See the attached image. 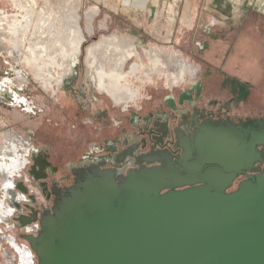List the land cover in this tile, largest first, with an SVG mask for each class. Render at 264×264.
I'll return each instance as SVG.
<instances>
[{
    "label": "rangeland",
    "instance_id": "rangeland-1",
    "mask_svg": "<svg viewBox=\"0 0 264 264\" xmlns=\"http://www.w3.org/2000/svg\"><path fill=\"white\" fill-rule=\"evenodd\" d=\"M20 1L23 10L13 0H0V11L10 21L4 19L0 23V79L17 80L14 92L44 107L45 111L35 119L19 106H8L0 100V134L14 128L30 138L29 132L33 131L30 139L37 149L51 148L50 160L59 168L56 177L62 179V184L74 183L70 167L81 164L87 155L92 154L94 158L113 155L123 147V137L133 133L134 138H139L143 118L149 113L170 116L172 126L179 123V110L189 111L194 107L226 124L231 122L247 128L264 121V0L199 1L195 25L191 23L185 29L175 19L165 30L148 29L142 25L147 18H142L135 29L125 22L105 19L98 10L93 34L87 32L85 18L87 11L96 8L91 1ZM171 3L177 4V1ZM75 7H78L85 39L81 51L73 56L74 72L64 78V84L57 83L66 71L60 56H56L55 64L43 56L48 69L44 70V77L54 84L56 92L53 93L52 89H45L44 80L35 77L34 67L20 62L22 50L13 45L19 42L23 48L29 47L38 25L41 34H46L47 28L54 36L63 34L64 22L69 20ZM27 10L34 15L29 27L21 17ZM21 25L25 26L22 33ZM104 36L131 44L138 55L114 71L116 76H122L123 84L143 93V99L130 102L127 107L116 105L99 89L98 69L90 67L87 61L89 46ZM9 49L19 61H15ZM164 52L187 60L196 70L199 67V74L170 87L167 66L162 69L165 61L160 55ZM135 63L139 65L137 75L130 73ZM20 70L29 73V80L24 84L17 79ZM105 72H110L108 65ZM0 264L6 262L0 258Z\"/></svg>",
    "mask_w": 264,
    "mask_h": 264
},
{
    "label": "water",
    "instance_id": "water-1",
    "mask_svg": "<svg viewBox=\"0 0 264 264\" xmlns=\"http://www.w3.org/2000/svg\"><path fill=\"white\" fill-rule=\"evenodd\" d=\"M255 127L208 119L180 132V160L168 151L120 177L96 167L23 237L38 264H264V121Z\"/></svg>",
    "mask_w": 264,
    "mask_h": 264
},
{
    "label": "flooded vegetation",
    "instance_id": "flooded-vegetation-1",
    "mask_svg": "<svg viewBox=\"0 0 264 264\" xmlns=\"http://www.w3.org/2000/svg\"><path fill=\"white\" fill-rule=\"evenodd\" d=\"M21 17L24 18L23 21L26 22L29 19L28 14H22ZM85 17L87 21V32L89 34H93V30L95 29L92 20L93 18L95 19V13L87 11L85 13ZM1 19L8 20V17L2 16ZM27 23L25 25H27ZM88 23H90L89 26ZM38 26H36L31 42H35V39H37L38 36L42 38L44 40L43 51L45 54L42 51H35L37 54L36 60L41 64L43 62L42 60L46 59L43 57L45 55L52 62V64H55L57 63L56 56L59 55L62 60L63 68L66 71L59 76L58 80L61 82H57L59 84H64V78L74 72L75 64L73 63V56H76V54L81 51L83 41L85 39L83 29L80 26L74 29L65 30L63 34L54 36L53 31L47 28V31L45 30L46 34H41V30H38L39 35H37ZM24 27V25H21V29L19 28L21 33L23 32L22 29H24ZM27 27H29V25H27ZM17 46H19V49L22 48L24 51L30 47L23 48V45L19 42ZM25 56L26 53L22 52V58H25ZM134 56H138L134 46L123 42L116 37L104 36L100 41L91 44L87 50V61L89 66L98 69L99 89L108 95L118 106L127 107L130 102H137L143 99V93H141V90L134 89L123 84L122 76H116V74H114V71L116 72L120 68L125 67L126 64H128V61ZM160 57H163L165 61V64L162 65V69L167 66L168 71L166 79L169 81L170 87L178 81H184L187 77L194 79L199 74L200 68L198 67L196 70V68L185 59L182 61L180 57L177 58L174 55L167 54V52H164L163 55L161 54ZM15 61L17 60L15 59ZM106 65L110 68L109 73L105 72ZM138 70L139 65L135 63L132 65L130 73L137 75ZM21 71L22 70H20V75L17 79L22 83L27 82L29 80L27 74L29 73L24 75ZM37 76L38 75L35 74V77ZM162 76H164V74ZM0 87H5L2 81H0ZM52 88L53 84L50 80H47L45 89ZM178 119V125L172 126L170 116L149 113L143 118L139 138H134L129 142L128 140H125L128 136L123 137V147L116 150L113 154V157L119 162H122V164H116L114 167L124 166L123 164H125L124 161H126L127 156L132 157V163L135 164L136 162H140V160L144 157L152 160H156V158L159 157L162 158V153H166L168 151L173 155V161L178 159L180 160L183 154V150L179 146L180 140L178 136L183 137L180 135V132L183 130L186 136L193 137L194 135L191 131L195 130V126L197 124H203L208 119H211L214 122L217 121L210 117L208 113L198 109L197 107H194L189 111L179 110ZM257 128L259 127L257 126ZM11 129L15 132L13 133ZM131 136H134V134L132 133ZM17 138L24 139L25 137H22V135L14 128H10L9 130L3 132L2 137H0V150H3L0 152V156H6L9 153L10 145ZM43 163L44 165H47L48 168L45 172L41 173V175L46 178L44 181L46 186L45 194L49 201L57 203L63 196L68 194L66 191V187H68V185L65 183L62 184V179L59 180L56 177L59 168L51 162L50 156L45 155L43 157ZM156 163V161L149 164L143 162V164H147L148 166ZM262 168H264V164L262 165ZM73 172L76 175L74 180L75 184L77 180L83 176V174L79 171V169L73 168ZM0 178H3L2 174L0 175ZM244 179H246L245 175H239L236 180L235 187L233 186L228 191L236 189V185Z\"/></svg>",
    "mask_w": 264,
    "mask_h": 264
},
{
    "label": "built area",
    "instance_id": "built-area-1",
    "mask_svg": "<svg viewBox=\"0 0 264 264\" xmlns=\"http://www.w3.org/2000/svg\"><path fill=\"white\" fill-rule=\"evenodd\" d=\"M4 81L7 84L8 88H6L8 90L5 88L6 93H4V90H0L1 102L8 106H19V108L27 115H34L35 119H39L40 114L45 111V108L37 105L34 101H31L28 98L20 97L19 94H16L13 85L17 83V80L13 79L15 82H10L9 79H4ZM14 95H17V97ZM88 121L91 122V119H88ZM33 134V131L29 132L30 138H32ZM30 138H26V146L28 150L26 152L21 150L16 153L15 161H19L20 164L13 166L12 173L4 172L5 177L12 181L11 185L14 187L5 188V178H0V258L3 259L6 264H29L30 260H32V264L34 263V258L29 260L28 256L18 249V246L20 245L25 247V249H30L36 255L29 242L23 236H38L42 230L40 221L42 215L48 211L53 212L54 208L61 201V199L57 203L49 201L45 194L46 186L44 181L46 178L44 176L35 178L31 173L36 160H38L41 165L36 168L40 175L48 169L47 165H44L43 163V157L45 155L50 156L51 148L49 146H43L37 149ZM133 139L134 136H130L125 140L130 142ZM94 157L95 156L92 154H89L81 164L70 167L74 180L76 175L73 172V168L79 169L83 174V176L77 180V182H79L80 179H83L86 174L90 173L96 167L101 169H114L117 176L120 177L125 176L132 168L138 169L143 166H148L147 164H149L146 157L142 158L140 162L134 164L132 163L133 158L127 156L126 161H124L127 165L123 164L124 166L114 167V165L122 164V162H119L113 157V155L102 156L99 158ZM143 162H146L147 164L145 165ZM20 184L27 189L26 192L19 188ZM75 184L73 183L66 187L67 193L68 189ZM17 193L20 194L19 203L16 201ZM8 209L12 210L11 214ZM35 212H37V219L33 220L31 223L23 225L17 220L20 216H31Z\"/></svg>",
    "mask_w": 264,
    "mask_h": 264
},
{
    "label": "crops",
    "instance_id": "crops-1",
    "mask_svg": "<svg viewBox=\"0 0 264 264\" xmlns=\"http://www.w3.org/2000/svg\"><path fill=\"white\" fill-rule=\"evenodd\" d=\"M94 3L95 7L100 11L101 15L107 19L125 22L128 26H134L142 23L143 27L148 29L161 28L167 29L171 26L175 19L182 29L189 27L192 23L195 25L194 19L199 11L202 0H175L177 4H172V0H87ZM210 1V0H209ZM170 3V4H169ZM178 3L180 6H178ZM175 6V8H174ZM178 11L174 10L177 9ZM92 10L97 13V9ZM206 8V7H205ZM209 10V8H206ZM152 24V25H151ZM142 31V30H138Z\"/></svg>",
    "mask_w": 264,
    "mask_h": 264
},
{
    "label": "bare ground",
    "instance_id": "bare-ground-1",
    "mask_svg": "<svg viewBox=\"0 0 264 264\" xmlns=\"http://www.w3.org/2000/svg\"><path fill=\"white\" fill-rule=\"evenodd\" d=\"M13 1H15L16 2V4L23 10V8H24V6L23 5H20L19 4V2L21 3V1L20 0H13ZM22 2H24L23 0H22ZM27 5V4H26ZM28 7V6H27ZM31 9V8H30ZM92 10H94V8H91L88 12H92ZM98 10V9H97ZM52 13V12H51ZM78 7H75L74 9H73V11H72V14H71V16H70V18H69V20H65V22H64V29L65 30H68V29H74V28H76V27H80V23H79V19H80V16L78 15ZM97 13H98V11H97ZM26 14H28L29 15V19L27 20V25H31V23H32V17L34 16L33 15V13H30L28 10H27V13ZM0 23L2 22V16H6L5 15V12H1L0 11ZM97 16V14H95V17ZM62 18H64V17H62ZM86 18V17H85ZM45 19V18H44ZM43 20V19H42ZM94 21V18H93V20H92V22ZM40 24V23H39ZM89 24L90 23H88V26H89ZM26 25V26H27ZM105 27L106 26H104V25H102V28L103 29H105ZM43 28V27H42ZM38 28H37V35H39L38 33ZM46 31H47V29H46ZM94 31L95 30H93V33H94ZM8 33V32H7ZM3 35V34H2ZM15 36V35H14ZM17 39V38H16ZM18 40V39H17ZM16 41V40H15ZM14 41V42H15ZM43 43H44V40L42 39V38H40L39 36L37 37V39H35V42H31L30 43V47H29V49H27L26 51H24L22 48H20V50H22V52H24V53H26V56H25V58H23L20 62H23V61H25V63H26V65H29L30 67L32 66V67H34V69H35V71L37 70V72H35L34 71V73L36 74V75H38L36 78L37 79H42V80H44L45 81V85H44V87H46V85H47V80L48 79H46L45 77H44V73H46L44 70H46L47 71V67H45V65H44V63L42 62L41 64L39 63V61H37L36 59H37V54H36V52L35 51H42L43 53H44V51H43ZM16 45H13V46H16V47H18L19 48V46H17L18 44L17 43H15ZM12 46V47H13ZM15 49V48H14ZM10 50V49H9ZM10 52H11V56H13L14 57V59H16L17 61H19V59H17V57H16V55L14 54V53H12V51L10 50ZM21 52V53H22ZM18 53H19V51H18ZM10 54V53H9ZM45 54V53H44ZM32 63V64H31ZM184 66V65H183ZM46 68V69H45ZM21 73L22 74H24V75H26L27 73L25 72V70H22L21 71ZM43 75V76H42ZM39 76H41V77H39ZM1 81V80H0ZM3 83H4V85H6L5 87H0V90L2 91V90H4V93H6L5 92V90L8 88L7 87V84L4 82V81H2ZM22 83V82H21ZM58 83V82H57ZM59 84V83H58ZM7 87V88H6ZM55 86H54V84H53V88H54ZM6 88V89H5ZM52 88V90H53V93L54 92H56L54 89ZM8 90V89H7ZM6 95H8V94H6ZM11 95V94H10ZM14 96H16L17 97V95H14ZM5 128V127H4ZM12 130V129H11ZM4 131H7V129H5ZM3 131V132H4ZM3 132L0 134V137H2V134H3ZM12 132L14 133L15 131L14 130H12ZM23 137V136H22ZM26 138H17L15 141H13V143L10 145V151H9V153L6 155V156H0V175L2 174L3 175V178H5V180H4V182L7 184V185H11V180L10 179H7L6 177H5V173L4 172H7V173H12V171H13V166L14 165H16V164H20L19 163V161L17 162V161H15V159H16V153L18 152V151H21V150H24L25 152L28 150V148H27V146H26ZM1 148V147H0ZM3 150L1 149L0 150V152H2ZM17 162V163H16ZM18 249L21 251V252H23L26 256H28V258H29V260L31 259V258H34V263L33 264H36V255L30 250V249H25V247H22V246H18ZM29 264H32V260H30V262H29Z\"/></svg>",
    "mask_w": 264,
    "mask_h": 264
},
{
    "label": "clouds",
    "instance_id": "clouds-1",
    "mask_svg": "<svg viewBox=\"0 0 264 264\" xmlns=\"http://www.w3.org/2000/svg\"><path fill=\"white\" fill-rule=\"evenodd\" d=\"M8 187H14L13 185H5V188H8ZM19 193L16 194V201L19 203ZM9 213L11 214L12 210L11 209H8Z\"/></svg>",
    "mask_w": 264,
    "mask_h": 264
}]
</instances>
